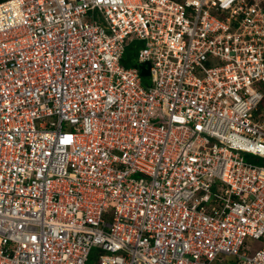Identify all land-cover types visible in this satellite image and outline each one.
Listing matches in <instances>:
<instances>
[{"label":"built area","instance_id":"2783aa9c","mask_svg":"<svg viewBox=\"0 0 264 264\" xmlns=\"http://www.w3.org/2000/svg\"><path fill=\"white\" fill-rule=\"evenodd\" d=\"M244 154L264 0L0 1V264H264Z\"/></svg>","mask_w":264,"mask_h":264},{"label":"rangeland","instance_id":"374dc122","mask_svg":"<svg viewBox=\"0 0 264 264\" xmlns=\"http://www.w3.org/2000/svg\"><path fill=\"white\" fill-rule=\"evenodd\" d=\"M96 17H99L98 13H95ZM143 45V41L141 40H133L131 42H129V45H127V47L125 48L124 54H123V58H122V63L126 66L129 65H134L136 63V59H137V53H138V49ZM153 122H157V120L153 121ZM244 159L248 160V161H253L254 158L256 159L257 157H253L247 154H244ZM250 158H253L252 160ZM258 164H261V162H257ZM133 177L137 178L138 175H133ZM259 245L255 244L254 248H257ZM97 250L98 248H93L91 250L90 256L88 258V264H94L97 260ZM216 264V263H214Z\"/></svg>","mask_w":264,"mask_h":264},{"label":"trees","instance_id":"16d2710c","mask_svg":"<svg viewBox=\"0 0 264 264\" xmlns=\"http://www.w3.org/2000/svg\"><path fill=\"white\" fill-rule=\"evenodd\" d=\"M0 1H3V0H0ZM134 65L136 66V63H135ZM134 65H129V66H134ZM143 73L145 74V71H143V69H142V74H143ZM247 155H249V154H247ZM250 156H252V155H250ZM253 157H255V156H253ZM250 159L252 160L253 158H250ZM263 160H264V159H262V158H256V159L254 158L253 161H254L255 163H257V162L260 161L261 164H262V163H263ZM98 251H99V249L97 250V252H98ZM87 264H88V262H87ZM94 264H97V263L95 262Z\"/></svg>","mask_w":264,"mask_h":264}]
</instances>
